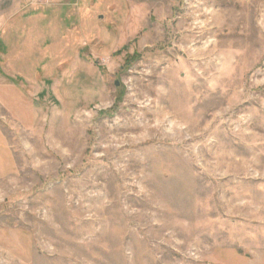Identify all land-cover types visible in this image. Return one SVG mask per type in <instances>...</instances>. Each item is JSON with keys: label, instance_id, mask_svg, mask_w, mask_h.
Segmentation results:
<instances>
[{"label": "rangeland", "instance_id": "1", "mask_svg": "<svg viewBox=\"0 0 264 264\" xmlns=\"http://www.w3.org/2000/svg\"><path fill=\"white\" fill-rule=\"evenodd\" d=\"M0 264H264V0H0Z\"/></svg>", "mask_w": 264, "mask_h": 264}, {"label": "built area", "instance_id": "2", "mask_svg": "<svg viewBox=\"0 0 264 264\" xmlns=\"http://www.w3.org/2000/svg\"><path fill=\"white\" fill-rule=\"evenodd\" d=\"M29 1H32V2H39V1H43V0H29Z\"/></svg>", "mask_w": 264, "mask_h": 264}, {"label": "crops", "instance_id": "3", "mask_svg": "<svg viewBox=\"0 0 264 264\" xmlns=\"http://www.w3.org/2000/svg\"><path fill=\"white\" fill-rule=\"evenodd\" d=\"M32 18H34V17H28L27 19H28V21H29V20H31ZM38 18H39V17H38ZM45 20H47V18H46Z\"/></svg>", "mask_w": 264, "mask_h": 264}]
</instances>
